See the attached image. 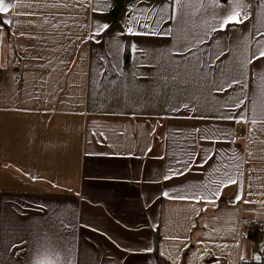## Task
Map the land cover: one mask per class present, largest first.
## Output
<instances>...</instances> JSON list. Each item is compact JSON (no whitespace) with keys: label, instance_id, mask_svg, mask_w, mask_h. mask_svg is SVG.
<instances>
[{"label":"crops","instance_id":"1","mask_svg":"<svg viewBox=\"0 0 264 264\" xmlns=\"http://www.w3.org/2000/svg\"><path fill=\"white\" fill-rule=\"evenodd\" d=\"M5 2L0 264H264V0Z\"/></svg>","mask_w":264,"mask_h":264},{"label":"snow or ice","instance_id":"2","mask_svg":"<svg viewBox=\"0 0 264 264\" xmlns=\"http://www.w3.org/2000/svg\"><path fill=\"white\" fill-rule=\"evenodd\" d=\"M193 2L198 3V4H200L202 6L203 3H204V0H175V4L179 5L181 8L185 7L186 4H191ZM212 2L214 4L219 5L220 0H212ZM233 2L236 5V8H235V10L231 11L224 19H222V21L220 23V30L225 29L230 24H239V23H243L244 22V18L241 17V13L239 11V0H233ZM261 6L264 7V4H262ZM10 7L11 8H15L16 5L15 4L6 3L5 0H0V13H7L9 11ZM245 17H246V14H245ZM171 18H172V16L170 15L169 19H171ZM4 23H10V22L9 21H5ZM107 27H108L107 24L103 25L102 28L98 29L96 32H94L89 37V39H93L94 40L95 37L99 36L101 31L107 29ZM145 27L149 28L150 31L146 32V33H135V32H133V30L131 28H129L128 29V33L130 35H136V34L158 35V34H160L159 32H157L155 30H151V26L148 25V24H145ZM213 30H216V29H213ZM168 31L170 32V30H168ZM261 35H264V32H262ZM96 42L99 43V41H96ZM257 45H258L257 51L253 52L251 58L246 60L245 63H249L250 64V63H255L256 61L264 62V42L258 41ZM131 50H132L133 53L138 51L135 45L131 46ZM188 51L192 52V48L189 47ZM220 55H223V52L219 53L217 55L216 59H219ZM193 56L195 57V53L194 52H193ZM195 58L198 61L200 60L199 57H195ZM201 66H203V65H201ZM207 66L208 67H212V63L209 62ZM256 75L260 78L261 81H264V74L256 73ZM169 79L175 81V80H177V77L175 75H171V76L165 75V76H163V80H164L165 83H167ZM187 82L190 83V81H187ZM233 82L236 83V84H240L242 88L245 87L244 82H242L239 79H235L233 81H230L228 86L231 87ZM223 90H224L223 88H218L217 89V91H223ZM225 118L227 119V118H230V117H225ZM253 123H255V120H253ZM197 131H199V129H197ZM179 174L183 175L184 173L181 172ZM170 178L171 177H167V176L165 177V179H170ZM221 183L223 184L224 187H227L229 183H236V181L234 179H232V177L229 175L228 179L226 181H222ZM220 194H221V192H220L219 188H217L212 193L213 196H219ZM165 195H167V193H165ZM181 199H183V197H181ZM208 202L209 203H215V200L208 201ZM149 251H150V249H149ZM40 264H45V262L41 261Z\"/></svg>","mask_w":264,"mask_h":264},{"label":"built area","instance_id":"3","mask_svg":"<svg viewBox=\"0 0 264 264\" xmlns=\"http://www.w3.org/2000/svg\"><path fill=\"white\" fill-rule=\"evenodd\" d=\"M260 0H253V2H258ZM241 228L242 230H251L252 229V224H251V221L247 218H243L242 219V224H241ZM237 264H250L247 260L241 258L239 259L238 263Z\"/></svg>","mask_w":264,"mask_h":264},{"label":"trees","instance_id":"4","mask_svg":"<svg viewBox=\"0 0 264 264\" xmlns=\"http://www.w3.org/2000/svg\"><path fill=\"white\" fill-rule=\"evenodd\" d=\"M159 240H160V234L158 232L155 233V253L157 255V259L159 264L164 261L160 253L158 252V245H159Z\"/></svg>","mask_w":264,"mask_h":264},{"label":"water","instance_id":"5","mask_svg":"<svg viewBox=\"0 0 264 264\" xmlns=\"http://www.w3.org/2000/svg\"><path fill=\"white\" fill-rule=\"evenodd\" d=\"M124 7V0H116V5L114 7L113 16L116 17L118 13L121 12V9Z\"/></svg>","mask_w":264,"mask_h":264},{"label":"rangeland","instance_id":"6","mask_svg":"<svg viewBox=\"0 0 264 264\" xmlns=\"http://www.w3.org/2000/svg\"><path fill=\"white\" fill-rule=\"evenodd\" d=\"M260 253L262 254V255H264V240L263 241H261V248H260V251L259 252H256V257L255 256H253L251 259H250V261H255V260H257L258 259V257H260L259 255H260Z\"/></svg>","mask_w":264,"mask_h":264}]
</instances>
